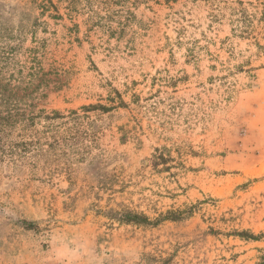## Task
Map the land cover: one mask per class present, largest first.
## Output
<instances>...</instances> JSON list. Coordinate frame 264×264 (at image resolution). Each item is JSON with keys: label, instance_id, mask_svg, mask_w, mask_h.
I'll list each match as a JSON object with an SVG mask.
<instances>
[{"label": "rangeland", "instance_id": "1", "mask_svg": "<svg viewBox=\"0 0 264 264\" xmlns=\"http://www.w3.org/2000/svg\"><path fill=\"white\" fill-rule=\"evenodd\" d=\"M55 2L61 19L27 0H0V36L36 44L51 71L40 104L104 103L115 88L125 105L91 114L105 170L145 195L159 191V209L201 203L184 224L106 228L98 210L107 195L94 187L101 164L78 163L68 182L65 159L37 145L29 171L0 165V264H256L264 248V0ZM191 41L203 47L194 63L186 60ZM160 146L183 167L151 175ZM210 226L220 233L195 237ZM241 229L260 240L224 235ZM154 246L169 252L145 254Z\"/></svg>", "mask_w": 264, "mask_h": 264}, {"label": "trees", "instance_id": "2", "mask_svg": "<svg viewBox=\"0 0 264 264\" xmlns=\"http://www.w3.org/2000/svg\"><path fill=\"white\" fill-rule=\"evenodd\" d=\"M27 2L39 10L42 15L46 14L51 19L62 18L55 0H27ZM262 18L264 19L263 16ZM100 19L95 20L100 21ZM99 27L104 32L110 31V23ZM0 37L4 39L0 46V165L8 168L14 167V169L28 168L29 171L27 162L32 157L30 154L38 145L40 153L50 150L51 156L55 159L61 157L65 159L61 162L62 169L68 182H72L76 173L83 169L82 164L78 163L85 162L83 166H88L93 162H99L101 171L97 168L98 176L95 178L94 187L96 195L100 192L107 195L104 208L98 210V214L106 219L103 223L106 228H112L114 223H118L122 226L152 230L165 223L184 224L193 218L199 209L200 201L159 209L156 207L157 199H153L155 195L162 197L159 191H154L148 196L143 194L144 188H139L134 182H119L117 175L105 170L104 150L93 151L99 136L98 130L93 129L91 114L107 112L124 106L125 102L121 93L111 87L104 103L83 104L75 109L48 110L40 102L48 96L46 89L51 83V79L48 78L51 71H45L42 66L38 47L36 44L31 47L22 46L20 38L14 36V33L9 32ZM16 40L18 41L15 42ZM190 43L186 49V60L194 63L198 61L203 47L196 41ZM241 68L242 66L236 67L240 70ZM252 69L249 68V70ZM134 96L136 95L133 94ZM176 165L182 164L174 159L170 149L160 146L153 149L148 167L151 175H159L163 172L171 173V169ZM116 185L118 187H115ZM128 187H137L136 192H128ZM166 192L171 197L174 195L172 191ZM134 194L138 195V202L132 200ZM117 195L121 198L120 202H114ZM141 204L146 206V211L151 215L140 209ZM21 222L28 229L35 225L25 220ZM219 233V230L210 226L195 237L203 240ZM224 235H232L248 243L259 241L262 234H255L249 229H241L228 231ZM194 238L192 243L195 244L197 240ZM166 252L169 250L163 249L161 252L158 247L154 246L151 252L145 254L152 253L156 259ZM256 264H264V248L260 250Z\"/></svg>", "mask_w": 264, "mask_h": 264}]
</instances>
